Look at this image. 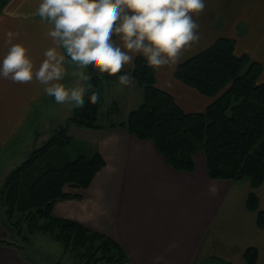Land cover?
<instances>
[{
    "label": "crops",
    "instance_id": "crops-1",
    "mask_svg": "<svg viewBox=\"0 0 264 264\" xmlns=\"http://www.w3.org/2000/svg\"><path fill=\"white\" fill-rule=\"evenodd\" d=\"M37 5L38 0H0V58L9 47L4 33L12 29L17 33L15 39L28 47L39 65L52 40L47 36L48 26L35 14ZM194 18L200 25L199 40L182 50L175 63L154 67L158 87L170 93L185 112H203L213 99L175 79V70L220 38L235 40L238 55L246 54L263 64L264 79V0H206V7ZM239 23L249 25L245 35L239 34ZM133 64L134 60L121 70H130ZM81 75L87 79V70ZM60 82L65 90L77 86L71 66L65 65ZM43 88L35 79L20 83L0 78V188L9 174L8 165L15 168L37 142L45 141L39 136L46 127V117L64 112L62 122H67L72 112L50 104ZM130 89L136 93L133 78L128 84L118 79L104 82L103 103L107 97L113 107H119V100L131 105L134 94H126ZM140 93L143 98V92H138L137 104ZM113 107L109 113L120 111ZM129 110L128 116L135 109ZM69 134L79 154L83 148L89 155L98 152L105 166L88 188L66 186V193L80 198L57 202L55 216L115 240L130 264H247L244 254L248 248L258 251L255 264H264V228L258 226L257 213L247 207L248 196L254 192L258 210L264 212V182L253 190L248 180L210 179L202 151L194 157L193 173L177 171L167 164L153 141L140 140L120 127H71ZM10 158L13 161L7 163ZM4 212L0 205V240L8 241ZM0 264L31 263L15 248L0 243Z\"/></svg>",
    "mask_w": 264,
    "mask_h": 264
},
{
    "label": "trees",
    "instance_id": "trees-1",
    "mask_svg": "<svg viewBox=\"0 0 264 264\" xmlns=\"http://www.w3.org/2000/svg\"><path fill=\"white\" fill-rule=\"evenodd\" d=\"M235 46V40L220 38L175 70V79L213 99L203 112L183 111L170 93L158 87L154 67L137 55L132 69L121 72L131 73L143 92V102L126 121L103 125L99 118L103 83L116 80L119 73L87 71L92 86L89 92H98V100L91 103L84 96L83 107L72 110L66 124L12 169L0 188V205L11 232H17L15 223L21 227L23 223L29 241L39 234L49 235L63 246L62 256L73 254L82 264H130L115 240L54 215L57 202L80 198L66 193V186L88 188L105 166L98 152L72 157L71 127L123 128L140 140L153 141L167 164L177 171L193 173L194 157L202 151L210 179L237 183L248 180L253 190L260 187L264 182L263 66L246 54L238 55ZM258 206V197L251 192L247 207L257 213L258 226L264 228V212ZM0 243L23 249L9 240ZM244 258L247 264H255L257 249L248 248Z\"/></svg>",
    "mask_w": 264,
    "mask_h": 264
},
{
    "label": "clouds",
    "instance_id": "clouds-1",
    "mask_svg": "<svg viewBox=\"0 0 264 264\" xmlns=\"http://www.w3.org/2000/svg\"><path fill=\"white\" fill-rule=\"evenodd\" d=\"M206 0H38L35 14L48 26L51 46L37 66L28 47L8 29L7 52L0 58V78L26 83L33 79L44 85L50 104L71 110L99 98L81 75L82 70L109 75L119 73L128 84L130 72H121L140 55L153 67L175 63L180 52L199 40V23L194 18ZM65 65L72 68L77 86L65 90L60 82Z\"/></svg>",
    "mask_w": 264,
    "mask_h": 264
},
{
    "label": "rangeland",
    "instance_id": "rangeland-1",
    "mask_svg": "<svg viewBox=\"0 0 264 264\" xmlns=\"http://www.w3.org/2000/svg\"><path fill=\"white\" fill-rule=\"evenodd\" d=\"M223 22L224 21H223V16H222V23ZM239 26H240V28L238 27L239 28L238 30H239L240 35H242V34L245 35L250 29L249 25L245 24V23H239ZM251 60L255 61L254 58H251ZM134 82L136 85V89H135L136 93H133V90H131V89L126 93V94H129L130 96L132 94H134L133 95L134 97L132 96V98H131V105L129 104V105L125 106V104L122 102V100H119L118 101L119 107H117V106L113 107L111 105V102L108 100V98L105 97V102L102 104V107L99 111V118H100L101 123L108 124L107 121L120 122L123 119H125V117H128L130 107H131V109H137L139 107V105L142 104V102H143L142 93H140L141 94L140 95L141 96L140 104H137L138 103V97H139L138 92H142V91H139L141 89L139 88V86L137 85L135 80H134ZM110 107L111 108L117 107L120 109V111L118 113L117 112L109 113ZM113 111H114V109H113ZM111 112H112V110H111ZM64 116H66L64 114V112H61L60 114H57V112H54L53 115L46 117V120H45L46 125L44 124L46 127H45L44 131L40 133L39 138L42 140H45V141L48 140L53 135V133L55 132V130L57 129V127L59 125H63V124L65 125L66 122L65 121L62 122ZM49 124L51 126H54V127L48 128ZM37 140H38V138H37ZM44 142H37L35 146L38 147L41 144H43ZM0 149H2V148H0ZM70 150H71L72 157H75L78 155L79 150L77 147H75V145L70 147ZM86 151H87V149L83 148V153H85ZM26 159L27 158L22 157V159L19 162H18V160H19L18 159L17 160L18 164H16V166H14V167L16 168L18 165H20ZM12 161H13V159L10 158L9 160H7V163H10ZM9 167L10 166L8 165L7 171H9V173H10L12 171L11 170L12 168H9ZM4 219H5V216H4ZM9 224H10V222L8 221L7 225L10 226ZM8 229H9V236L7 239L12 243L14 242V245H18V246H20V248H23L22 250H18L16 248L15 249L18 250L19 254L22 253L23 258H28L29 262L31 264H82V262H80L79 258H77L76 256H73V254L72 255H69V254L66 255L65 254L62 256L63 246L60 243L52 240V237L49 235L39 234L38 236L37 235L34 237L31 236L32 237L31 239L33 242V244H32L31 240L30 241L28 240V236H29V233H27L28 228H27V226H23V223H22V227L18 223L17 224L15 223V225H14V229L17 232L19 229H21V231H22V232L20 231L21 235H19L20 232H18V233L15 231L11 232L10 227H8ZM11 247H13V245ZM99 264H103V262H99Z\"/></svg>",
    "mask_w": 264,
    "mask_h": 264
}]
</instances>
